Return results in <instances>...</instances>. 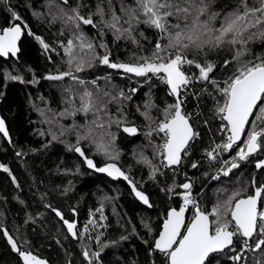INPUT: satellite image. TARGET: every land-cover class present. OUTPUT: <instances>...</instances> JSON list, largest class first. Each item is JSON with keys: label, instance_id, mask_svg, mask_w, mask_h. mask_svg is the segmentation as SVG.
Segmentation results:
<instances>
[{"label": "trees", "instance_id": "trees-1", "mask_svg": "<svg viewBox=\"0 0 264 264\" xmlns=\"http://www.w3.org/2000/svg\"><path fill=\"white\" fill-rule=\"evenodd\" d=\"M194 2L196 7L202 6L200 0ZM203 3L207 10L201 20H210L215 14L210 23L218 28L241 0ZM248 4L258 6L257 0H248ZM98 7L103 11V21L110 22L115 13L120 17L118 27L127 29L125 10L135 8L136 0H0V29L20 24L23 30L17 55L0 56V116L9 132V139L0 132V264H23L11 250L6 232L20 250L45 258L49 264H168L153 243L167 211L182 206L179 194L185 191L183 184H191L190 191L198 196L199 208L205 212L233 192L239 191L241 197L253 193V181L257 187L264 185V167L256 168V162L264 158V146L246 160L237 158L239 167L214 179L219 168H227L225 161L230 167L251 123L244 139L233 149L218 151L216 159L207 154L228 136L223 128L226 122L217 111L218 103H223L218 88L240 63L264 59V37L257 35L246 45L226 43L188 50V59L214 67L204 80L196 63L182 66L186 75L192 74V83L179 98L183 113L190 114L187 117L195 135L184 149L181 163L170 168L160 152L164 136L157 127L164 119V110L176 100L161 79L163 73L137 76L98 59L107 51L111 63L141 62L140 57L152 56L158 40L162 45L167 40L144 23L133 25L134 40L126 32L116 33L102 23ZM73 9L85 18L91 16L95 26L79 22L77 29L68 19L75 16ZM169 22L183 24L175 16ZM81 32L94 44L97 57L74 49L78 56L91 59V66L80 72L75 71V64L71 68L84 83L71 77L45 78L70 70L64 48L70 39L78 44L76 36ZM237 52L243 53L239 61L234 59ZM225 61L229 63L225 65ZM6 74L19 79H9ZM85 91L92 93L94 105L87 113L78 110ZM123 125H133L137 132L127 133ZM89 129L91 136L78 142V136H87ZM101 140L108 146L109 155L97 151L94 141ZM76 147L84 156L75 151ZM85 157L96 167L117 163L128 179H114L92 170ZM128 181L147 196L149 206L138 200ZM258 207L264 209V198ZM74 220L76 238L64 225ZM229 230H234V225ZM242 238L234 236L232 246L211 253L205 264H264V246L254 249L261 238L259 233L248 238L251 248L245 259L238 245Z\"/></svg>", "mask_w": 264, "mask_h": 264}, {"label": "snow or ice", "instance_id": "snow-or-ice-1", "mask_svg": "<svg viewBox=\"0 0 264 264\" xmlns=\"http://www.w3.org/2000/svg\"><path fill=\"white\" fill-rule=\"evenodd\" d=\"M200 4L202 6L196 7L194 0H136L135 8L125 10L128 16L125 23L129 25L127 29L118 27L120 17L116 16L115 13H113L110 22L103 21V11L98 7L97 11L101 15L102 23L116 33L123 34L126 32L134 40L135 38L132 37L133 25L144 23L157 29L161 38L167 40V43L163 45L158 40L152 56L140 57L139 61L141 62L111 63L107 51L104 56L98 57V59L102 64L113 69H123L124 72L135 73L137 76H145L148 73H163L161 79L170 86L172 94L178 95L179 89L189 83V78L182 71V66L185 63L189 65L196 63L187 58L188 50L201 51L206 47L217 48L226 43L246 45L249 40L257 35L264 37V0H257L258 6H250L248 0H241V5L226 15L218 28L210 23L211 20H215V14L210 20H201L207 6L204 5L203 0H200ZM194 7L195 12H193ZM73 12L75 16L68 17V19L75 23L77 29H79V22L95 26L91 16L85 18L75 9ZM141 16L144 17L143 20L140 19ZM173 16L178 20H183V24H171L169 20ZM15 18L19 19L18 16ZM253 29L257 31H252ZM21 33L22 29L19 24L0 29V56L7 57L9 54L13 56L17 54L19 51L17 42ZM37 39L40 38L37 37ZM76 40L79 42L78 44H74L73 40L70 39L64 48L65 54L68 56L67 63L70 70L56 76H50L49 79L71 77L72 80L78 81L80 84L84 83V81L78 80L71 68L75 64V71L80 72L84 67L91 66V59L85 60L84 55L78 56L74 49L79 48L82 54L91 53L93 54L92 58H97L95 46L82 32L76 36ZM99 46L106 49L104 44ZM44 47L47 48L48 45L44 44ZM242 54V52H237L234 59L239 61ZM224 63L227 65L229 61ZM196 67L199 68L200 79L207 80L214 65L196 63ZM8 78L19 79V77L10 75ZM92 83L95 84V81ZM213 83L217 82L213 81ZM223 83L224 86L218 88L223 103H218L217 111L221 114L222 120L226 122L223 128L228 136L226 142L216 145L207 153L208 156L211 159H216L218 151L233 149V146L245 134L246 126L251 123L246 139L243 140V146L239 147L237 156L233 157L230 167H228L229 162L225 161L227 167L225 175H227L232 169L239 167L235 162L237 158L246 160L264 146V59L240 63L232 75ZM121 95L123 94L121 93ZM80 102L79 111L87 113L93 110L91 92L85 91L80 97ZM180 104L181 102L178 100L175 105H169L164 110V119L160 121L157 127V130L163 133L165 137L163 145L160 146V152L168 166L180 162L181 152L195 135L188 118L182 114ZM145 115L147 116V113ZM253 116L254 119L250 121V117ZM92 123L95 124L96 121L94 120ZM97 127L102 128L103 125H97ZM0 131L7 135L2 119H0ZM124 131L135 133L136 129L126 127ZM91 134L92 129H89L87 136H78V142L79 139H87ZM53 138L55 139V137ZM94 142L98 152L103 151L105 155H109L108 146L102 140ZM75 151L84 156L80 147H76ZM85 160L90 168H96L92 159L85 157ZM256 167H264V160L259 161ZM96 170L107 172L110 176H124V173L115 164H108L105 167L96 168ZM153 171L158 170L153 169ZM124 179L127 180L128 177L124 176ZM181 187L185 190L183 206L179 210L172 208L167 213L163 230L155 241V248L164 253L168 264H205L210 253L220 251L231 245L233 237L238 234L245 238H252L254 234L259 233L261 238L256 241L255 247L259 249L264 246V209L258 207V203H261L262 198H264V185L256 187L253 195H247L243 198H241L239 191L233 192L226 199L218 201L210 212L202 211L191 198V184L185 183ZM133 190L135 191V185H133ZM136 196L148 204V199L142 192L136 191ZM189 205L194 206L196 211L192 220L186 224L185 212ZM210 217H214V219ZM65 223L69 232H73L75 235L73 231L75 224L68 221ZM230 225H234V230H229ZM9 240L15 248V243L11 241V238ZM20 255L24 257L25 264H43L30 253L21 252ZM84 255L87 257L88 252L85 251ZM94 255L98 257L99 253ZM235 259L238 260L239 256Z\"/></svg>", "mask_w": 264, "mask_h": 264}, {"label": "bare ground", "instance_id": "bare-ground-1", "mask_svg": "<svg viewBox=\"0 0 264 264\" xmlns=\"http://www.w3.org/2000/svg\"><path fill=\"white\" fill-rule=\"evenodd\" d=\"M10 27V26H9ZM7 28V27H6ZM21 29H22V26H21ZM22 35H23V30H22ZM21 38H22V36H21ZM21 40V39H20ZM20 42V41H19ZM19 52V51H18ZM9 55H11V54H9ZM13 56V55H12ZM2 57H4V56H2ZM183 71V70H182ZM56 75H59V74H55V75H53V76H56ZM191 75L192 74H187L186 76H188V78H189V83L186 85V86H184V87H182L181 89H179V93H178V95H177V97H178V100L180 101V98H179V94L182 96L183 94H184V91L186 90V88H190V86H191V83H192V78H191ZM50 76H52V75H46L45 76V78H47V79H49V77ZM169 86V85H168ZM169 88H170V86H169ZM171 91V90H170ZM173 96H174V98H175V100H176V103H177V99H176V96H175V94H173ZM181 102V101H180ZM180 106H181V110H182V105L180 104ZM182 114H184L183 113V111H182ZM185 115V114H184ZM186 116V115H185ZM187 117V116H186ZM0 118L5 122V120L0 116ZM188 118V117H187ZM251 118L252 117H250V120H251ZM188 121H189V123H190V125H191V128H192V131H193V133L195 134V132H194V128H193V126H192V124H191V122H190V120H189V118H188ZM5 125H6V122H5ZM126 127H132V128H135L136 129V132H137V128L135 127V126H133V125H123L121 128H122V130L124 131V129L126 128ZM247 127H248V125L246 126V130H247ZM6 128H7V125H6ZM246 130H245V132H246ZM1 132V131H0ZM7 132H8V128H7ZM135 132V133H136ZM127 133H129V132H127ZM1 134L3 135V133L1 132ZM245 135V134H244ZM244 135L241 137V140L239 141V142H237V144L238 143H240L243 139H244ZM4 136V135H3ZM5 137V136H4ZM6 138V137H5ZM6 139H9V132H8V137L6 138ZM192 140V139H191ZM190 142V141H189ZM189 144V143H188ZM187 147V146H186ZM258 151V150H257ZM183 152H184V150L182 151V153H181V159H180V162L177 164V165H174V166H168L167 165V161L163 158V161H164V163H165V165L167 166V167H170V168H173V167H176V166H178L180 163H181V161H182V155H183ZM256 153V152H255ZM254 154V153H253ZM252 155V154H251ZM261 160H264V158H262ZM261 160H258L257 162H256V164L259 162V161H261ZM108 164H115L116 165V167L117 168H119L123 173H124V176H126V173L124 172V170L117 164V163H114V162H107V163H104V164H102L101 166H99V167H96V168H100V167H102V166H104V165H108ZM96 168H92V170H96ZM257 168V167H256ZM257 169H259V168H257ZM97 171V170H96ZM225 171H227V168H219L218 170H217V172L216 173H214V179H218V177H222V176H225ZM97 172H99V171H97ZM99 173H102V174H105V175H107L108 177H111V178H114V179H117V178H121V179H124V176L123 177H119V176H117V175H115V176H110V175H108V174H106V173H103V172H99ZM229 173V172H228ZM124 180H126V179H124ZM186 183H189L188 181L186 182ZM128 184H129V186H130V188L132 189V191H133V193H134V195L136 196V191H138L136 188H135V191L133 190V183L131 182V183H129V181H128ZM190 184V183H189ZM253 185H254V188H253V191H254V189L257 187L256 185H255V183H253ZM140 192V191H139ZM185 192V191H184ZM184 192H181L180 193V197H181V200H182V206H183V194H184ZM144 194V193H143ZM252 194V193H251ZM251 194H248V195H251ZM145 195V194H144ZM146 196V195H145ZM247 196V195H246ZM137 197V196H136ZM147 197V196H146ZM243 197V196H242ZM138 198V200L139 201H141L142 203H144L139 197H137ZM191 198L195 201V203H196V205H198L199 206V204H198V201H197V198H196V196L194 195L193 197L191 196ZM148 199V198H147ZM145 204V203H144ZM259 204V203H258ZM146 205H148L149 206V201H148V204H146ZM172 208H170L169 210H171ZM168 210V211H169ZM177 210H179V208L177 209ZM168 211H167V213H168ZM196 211V208L194 207V206H192V205H189L188 206V208H187V211H186V216H185V223L187 224L188 222H190L191 220H192V218H193V216H192V212H195ZM166 217H167V214H166ZM166 217L164 218V220L166 219ZM163 220V221H164ZM163 221H162V223H163ZM69 222H73V221H69ZM74 222H75V229H76V225H77V221H75L74 220ZM161 226H162V224H161ZM160 229H161V227H160ZM182 231H183V229H182ZM159 232H160V230H159ZM159 232H158V234H159ZM69 233V232H68ZM70 234V233H69ZM158 234H157V236H158ZM71 235V234H70ZM7 236H10L14 241H15V239L8 233V232H6L5 233V238H6V240H7ZM73 238H76L77 236H76V233H75V235H71ZM156 236V237H157ZM155 237V238H156ZM245 241H247V243H245ZM8 242V241H7ZM16 242V241H15ZM154 242H155V239H154ZM233 242H234V237H233ZM233 242H232V244H233ZM9 244V243H8ZM16 244H17V242H16ZM232 244L231 245H228L227 247H225L224 249H222V250H220V251H217V252H221V251H224L225 249H227L228 247H230V246H232ZM238 245H239V251H240V253L243 255V258L245 259V257H246V255H247V252L249 251V249L251 248V243H250V241H249V239L248 238H245V237H243L242 239H240L239 241H238ZM19 247V246H18ZM153 248H154V243H153ZM20 249V248H19ZM155 250H157V251H159L158 249H156V248H154ZM254 249L256 250L257 248L256 247H254ZM21 251V250H20ZM23 251H25V250H23ZM160 252V251H159ZM213 253H216V252H213ZM211 254V253H210ZM209 254V255H210ZM208 258V257H207ZM207 258H206V261H207ZM45 259V258H44ZM205 261V262H206Z\"/></svg>", "mask_w": 264, "mask_h": 264}, {"label": "water", "instance_id": "water-1", "mask_svg": "<svg viewBox=\"0 0 264 264\" xmlns=\"http://www.w3.org/2000/svg\"><path fill=\"white\" fill-rule=\"evenodd\" d=\"M14 25H16V24H14ZM14 25H12V26H14ZM19 25H20V24H19ZM12 26H10V27H12ZM20 27H21V25H20ZM21 36H22V33H21ZM21 36H20V39H21ZM20 39H19L18 42H17L18 49H19V41H20ZM17 53H18V52H17ZM16 55H17V54H16ZM16 55H15V56H16ZM175 96H176V99L178 100L177 94H175ZM0 119H1V118H0ZM189 124H190V123H189ZM4 127H5L6 132H7V128H6L5 122H4ZM130 128H132V127H130ZM1 132H2V131H1ZM2 133H3V135H4L6 138L8 137V132H7V135H5L4 132H2ZM238 142H239V141H238ZM181 153H182V152H181ZM175 165H177V164H175ZM105 166H106V165H104V166H102V167H105ZM171 166H174V165H171ZM120 171H121V170H120ZM121 172H122V171H121ZM103 173L108 174L107 172H103ZM108 175H109V174H108ZM111 176H115V175H111ZM117 176H119V175H117ZM119 177H123V176H119ZM254 192H255V189H254V191H253V193H252L251 195H253ZM243 197H245V196H243ZM243 197H241V198H243ZM169 211H170V210H169ZM169 211H168V212H169ZM186 211H187V210H186ZM185 216H186V212H185ZM166 219H167V217H166ZM68 222H69V221H68ZM69 223H74V224H75L74 221H73V222H69ZM163 223H164V221H163ZM163 223H162V226H161L160 232L163 230ZM64 225H65L67 231L69 232L68 227H67V224H66L65 222H64ZM73 231L76 233V229H75V228H74ZM160 232H159V234H160ZM69 233H70L71 235H73V232H69ZM159 234H158V236L155 238V241H156V239L159 237ZM9 238H11V237H10V236H7V241H8V243H9V246H10L11 250H12L14 253H17V254H18V256H19V258H20V260H21V262H22L23 264H25V260H24V257L20 255L21 252H23V253H30L32 256H35L38 260L42 261L43 264H49L48 261H47L46 259H44V258H42V257H40V256H37V255H35V254L31 253V252H27V251H23V250L20 251V249H19L18 245L16 244V242L11 238V241L14 242L15 245H16V247L14 248L13 245H12V243L10 242ZM154 248H155V242H154Z\"/></svg>", "mask_w": 264, "mask_h": 264}, {"label": "rangeland", "instance_id": "rangeland-1", "mask_svg": "<svg viewBox=\"0 0 264 264\" xmlns=\"http://www.w3.org/2000/svg\"><path fill=\"white\" fill-rule=\"evenodd\" d=\"M184 71V70H183ZM187 116H189L190 117V114H188ZM163 136H164V134H163ZM164 140H165V137H164V139H163V141H162V145H163V143H164ZM218 145V144H217ZM239 147H242V145L241 146H239ZM239 147L237 148V150H236V152H238V150H239ZM190 195L193 197L195 194L194 193H192L191 191H190ZM179 196H180V194H179ZM196 197H198L197 195H195ZM197 200H198V198H197Z\"/></svg>", "mask_w": 264, "mask_h": 264}]
</instances>
